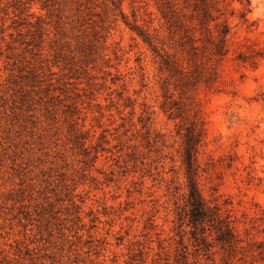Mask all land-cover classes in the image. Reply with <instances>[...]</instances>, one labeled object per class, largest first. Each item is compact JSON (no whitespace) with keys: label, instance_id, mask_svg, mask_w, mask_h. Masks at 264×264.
Listing matches in <instances>:
<instances>
[{"label":"rangeland","instance_id":"374dc122","mask_svg":"<svg viewBox=\"0 0 264 264\" xmlns=\"http://www.w3.org/2000/svg\"><path fill=\"white\" fill-rule=\"evenodd\" d=\"M233 4L219 79L170 116L166 74L133 29L169 42L155 0H0V264H177L196 109L203 195L261 215L264 58L237 54L264 47V0Z\"/></svg>","mask_w":264,"mask_h":264},{"label":"trees","instance_id":"16d2710c","mask_svg":"<svg viewBox=\"0 0 264 264\" xmlns=\"http://www.w3.org/2000/svg\"><path fill=\"white\" fill-rule=\"evenodd\" d=\"M166 22L168 40L140 25L133 29L158 58L159 69L166 74L167 89L163 109L172 115L186 112V101L200 86L212 88L220 77L221 67L230 52L232 26L230 16L237 7L234 0H155ZM241 3L243 1H240ZM248 5L241 17L248 22ZM264 58V47L250 46L237 59L257 68ZM174 87L180 100H170ZM182 103L183 109L180 111ZM178 106V107H177ZM184 127V163L188 192L177 205L175 229L180 237L177 264H264V210L258 217L239 216L229 200L206 198L199 186L198 153L205 144V120L197 117ZM180 111V112H179Z\"/></svg>","mask_w":264,"mask_h":264}]
</instances>
